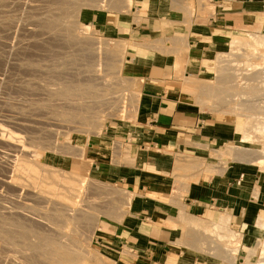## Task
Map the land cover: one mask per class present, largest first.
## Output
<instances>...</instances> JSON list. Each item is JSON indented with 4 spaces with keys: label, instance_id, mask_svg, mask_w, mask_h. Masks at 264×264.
I'll return each instance as SVG.
<instances>
[{
    "label": "rangeland",
    "instance_id": "obj_1",
    "mask_svg": "<svg viewBox=\"0 0 264 264\" xmlns=\"http://www.w3.org/2000/svg\"><path fill=\"white\" fill-rule=\"evenodd\" d=\"M90 1L0 0V146L10 151L11 156L16 155L13 157L14 159H11V156L8 157L7 154L0 155V177L3 176L5 172L4 168L8 167L10 169V174H5L8 177L10 176L11 179L16 180L15 177H20L22 175L20 178H17V180H21L24 176L22 181H20L22 182L21 185H24L25 181L32 182H28L30 185L25 182L26 185L24 187L23 185L21 186L23 189L20 188L17 191L14 187L12 188V186L10 187L12 189L8 187L10 190L0 186V213L1 210H3L2 213H4L5 208H7L5 210L9 211V209L14 207L11 210L19 211L27 215L19 222L25 223L24 225L27 229L30 225L27 230V236L29 237L26 238L28 239L26 240L27 242L18 239V234L24 231L21 228H19V230L21 229L20 232L16 226L8 227V225H6V227H2L4 228V232L7 230L5 233L9 234L10 238L12 237L14 241L21 240L25 244L22 245L18 244L20 242H15L16 246L21 245L19 247L20 250L14 247L8 248L9 246H7V244L9 245L11 242L7 243L9 241L8 238L0 234V264H32L31 262L34 261L31 260V256L34 257L35 255H37L35 257L38 258V261H44L46 259L44 261L45 264H116L115 257L112 258L107 253H102L100 251L97 240L105 235H111V231L114 229L115 224L123 221L132 200V195L129 192H125L118 185L111 183L109 180L112 178L107 179L106 175L108 172L114 174L116 170H114L113 167H102L106 166V164L132 165L133 163L132 149L129 146H125V138L121 134L124 128H127L130 125L129 123L135 120L137 102L142 83L141 79L127 75H135L141 70L133 56L130 57L129 63L126 64V57L128 56L126 50L129 44L125 39H128V37L132 39L131 33L134 30L131 24L138 28L141 26L146 28V30L150 28L158 32L160 38L159 42H146L143 47L155 49L166 55H175L177 59L175 77L179 80V85H177V87L180 89V93L184 94L185 98L196 99L202 111L217 115L219 119H231L236 124L237 135L235 140L212 148L211 159L188 158L184 159L183 162H181V159L176 164L173 174L175 182L183 183V179L189 174L197 175V177L201 173L207 175L212 173L215 177L222 176L228 169V166L232 164L252 165L256 170H259V181L255 187L253 196L256 199L261 195L259 189L262 184H264V160L262 164L253 163L252 160L258 156L256 153L264 149V136L253 133L250 129L251 126L257 125L256 121L253 122L251 118L245 119L241 117L244 114L242 111L245 109V106L237 105V103H242L238 97L236 101L227 102L229 100V93L231 92L229 91V87L232 88L234 87L233 85H240L243 83V80L239 79L240 76H237L238 79L235 81L236 79L233 74H240V72L232 71V69L229 71L228 68H226L228 62L229 64L234 63L231 62L232 58L227 57L230 50L226 37H215L211 43L213 48L219 50V53L211 58L213 73L208 79H199L193 76L192 70H190L188 76L184 75V72H187L191 67L192 62H187L188 59H186V57L190 54L189 41L187 36H183L180 29L185 28V30L189 32L191 30V21L194 18L204 17L206 14L212 12L211 4L209 2L203 3L197 0H174L179 3L181 1V4L182 2L183 4L188 3L190 10L188 12V10L184 11V9L181 10L179 7L173 6V0H132V7L128 8V10L123 8L122 0H116V2L115 0H103L104 2L102 4H99V0ZM203 5L205 8H202ZM34 6L37 8H34ZM110 6L114 7L111 8ZM31 7L34 9L32 10ZM170 12L174 13V17L184 19L183 27L181 26L182 28L173 23ZM63 13L67 14L64 15ZM103 17L110 19L112 27H100L98 22L102 21L101 19H103ZM149 18L156 21L155 25L151 26L150 23L146 22ZM70 32L74 36H72ZM172 33H175L174 37H172ZM83 34H86V36L82 39L80 37H82ZM69 35L74 38H71ZM232 35H254L259 36L257 38H264V32H237ZM201 44L206 45L207 41L201 42ZM90 47H92L91 49L93 50H91ZM260 52L264 54V50L260 49ZM108 53H111L113 58L107 59ZM197 55V52L193 53L191 55V57H193L191 60H194ZM93 56H96L98 59L96 57L93 58ZM247 57L249 58L250 56L247 55ZM104 58L107 59V61L104 60ZM90 59L94 60L89 61ZM96 61L100 64L98 65L95 63ZM225 61H227V63ZM238 61H249V63L257 67L259 66V68L264 67V61L257 59L255 54L254 58L250 60H246L242 57L236 60V62ZM99 66L101 69L98 68ZM218 80L222 82L218 83ZM261 81L264 83V77L261 78ZM252 91L253 90H251V92ZM255 92L256 91H253L252 93ZM131 94H133L134 97L130 96ZM118 95H122V97L120 96L121 100H118ZM224 100L225 103L223 102ZM254 107L252 106V108H250V110L254 111H251L253 114L256 113L255 108L258 110V107ZM237 109L238 111L239 109L242 110L241 113H238L239 115H236V112H238ZM249 111H247L249 113L247 114L248 118L251 115ZM245 122L248 128L245 134L249 136L251 142L248 144H239L238 142L244 133L243 125ZM95 126L96 129L94 128ZM240 148L249 151L243 153L238 150ZM252 151L255 152L252 153ZM34 153L38 157L35 156ZM51 154L55 159H58L56 161L53 160ZM15 158H18V160L15 161ZM20 159H25L27 163L31 160L33 164H29L33 167L37 166V169H39V164L41 167L44 165L47 166L53 173L56 171V174L58 173L60 175L58 176L60 179L64 174L65 177H71L72 175V177H75V175L76 177H82L83 173L80 174L79 172L77 174L78 171L75 169L74 165L72 164L73 166H69V164L70 162H75V164H77L80 160L81 164L85 163L88 168L85 174L86 176L84 175L87 179V186L86 190L83 192L84 194H82L84 197L81 196L78 202L79 204L76 203V210L80 211L79 209H82L83 211L85 209V212L89 211L86 214L92 217L95 216L97 219L92 218L93 220L87 221L88 223L85 222V225L83 222H80V224L78 222L73 223L71 218L74 215L72 214L67 219L71 221V223L67 225V229L68 227L69 229L66 233H63L65 232L64 230H66V219L62 218L59 210H55L57 207H55L54 212L51 208L49 211H43V209L47 207L43 200L41 199V201L38 199L39 202L35 201L34 199L38 197L30 195V193L32 194L33 192H30L31 190L37 192L43 187L44 188L41 190L43 195L46 193L43 191L48 189V185L43 183L44 181L41 182L42 179L39 177V174L42 175L44 173L42 170L44 168L39 169V172H41H38L39 174L28 166L23 169L24 165L19 164ZM85 161H88L87 164ZM19 165L23 170H20ZM37 169L35 170L38 171ZM16 173L21 174L19 175ZM5 174L4 176H6ZM26 178H28V181L25 180ZM42 183L44 185H42L43 187L40 189L39 186ZM59 184L61 183H58L57 186ZM55 185L54 189L57 194V191H61L59 188H61L60 186L62 185H59L58 188ZM28 189H30V191ZM18 191H21L22 194L20 192L18 193ZM28 191L29 193H27ZM86 191H89L90 194ZM25 193H27V195ZM47 193H50V191L48 190ZM59 193L58 196L61 195H59ZM177 195L180 197L181 192L179 191L176 193V196ZM54 196L51 197L53 198ZM56 198L57 197H55V199ZM85 198L88 201L90 200V202ZM11 199H16L14 200L16 203L11 201ZM57 199L61 200V196ZM60 200H58L59 202L57 203H62L64 201L61 202ZM40 201L42 204H40ZM53 201L56 203L57 200ZM92 201L93 203H91ZM95 201L98 202L95 203ZM94 204L97 206H94ZM85 205L87 209L89 207L88 210L83 208ZM43 212H45V214H43ZM98 212L102 215H99ZM46 213H48L49 216ZM57 215L59 216L55 217ZM178 219L181 230H188L194 234H199V243L196 246V250L209 253L208 259H203V261H207L209 264H226L224 262L225 258L222 257L224 255H221L225 251H219L220 253L222 252L221 254L219 253L221 255V258H219V254L218 256L215 254V256L213 252L207 250L208 247H213V238L203 235L202 228H197V230L191 229L185 221L190 218L184 217L182 212H179ZM0 221L3 225L0 224L4 226L6 221ZM75 223H78L77 225H79L80 230ZM86 223L88 225H86ZM203 223L207 224L206 222ZM32 225L34 226L33 230L38 228L40 231H33ZM45 225L54 228V230L56 229L55 231L57 234H55V236L51 235L52 232H49ZM59 225H62L61 228ZM35 226H37V228H35ZM59 229L60 231H58ZM228 229L232 231L229 226ZM41 230L44 232H41ZM78 232L80 233L78 234ZM83 235L88 237L84 238ZM45 236L50 238V244H47L46 248L42 250H53L54 253L51 254V252H49V254L47 251H44L42 254L41 251H39L38 254H35L32 248L39 247L42 244V238L44 239ZM51 236H53V238ZM64 236L65 245H63V247L62 244H58L60 240L57 241V239ZM68 236L72 244L69 243L67 239ZM258 237L259 235H256L255 232L253 235H250L246 240L244 254L240 255L238 252L241 238L236 234L235 239L232 241L227 240V242L215 243L218 247H223L227 251L233 253L236 264H244L247 260V255L254 249L255 251L253 252L255 253L252 256L253 260L263 262L264 246L258 245V247H256L258 244L256 241ZM5 241L7 243H5L6 245L2 243ZM10 246L13 245L11 244ZM69 249H73L72 251L76 253L71 250L69 251ZM21 251L22 253H20ZM215 252L217 253V250ZM39 253L45 257L39 255ZM210 253L213 254L211 255ZM22 254L23 256L24 254L25 256H31L29 258L28 256L26 258L24 257L25 260L21 256ZM123 254L128 255V251L126 249L123 250ZM8 255L12 257L10 258ZM8 257L9 259L6 260ZM21 257L22 260L20 259ZM33 264L40 263L35 261Z\"/></svg>",
    "mask_w": 264,
    "mask_h": 264
},
{
    "label": "crops",
    "instance_id": "obj_2",
    "mask_svg": "<svg viewBox=\"0 0 264 264\" xmlns=\"http://www.w3.org/2000/svg\"><path fill=\"white\" fill-rule=\"evenodd\" d=\"M211 6L210 14L191 21L189 32L182 28L184 19L170 12L173 23L189 41L186 59L192 64L185 76L190 70L199 79H208L213 73L211 58L219 53L211 45L215 37L264 32V0H213ZM101 20L97 21L100 27H112L109 18ZM146 22L151 26L156 23L150 18ZM131 25L132 39H125L129 44L126 64L133 56L141 70L127 75L142 83L135 120L121 134L125 146L132 149L133 163L102 167L116 170L108 172L107 179L129 192L132 200L111 235L97 240L99 249L115 257L116 264H209L203 261L208 254L196 250L199 234L181 230L178 218L182 212L186 218L206 223L228 217L229 228L241 238L238 254H244L255 219L264 221V184L260 197L253 196L259 170L232 164L222 176L189 174L183 183L175 182L173 174L181 159H211L212 148L235 140L236 124L202 111L196 99L185 98L177 87L175 55L143 47L146 42H159L158 32ZM204 41L206 45L201 44ZM195 52L198 55L191 60ZM179 191L180 197L176 196ZM125 249L128 255L123 254Z\"/></svg>",
    "mask_w": 264,
    "mask_h": 264
},
{
    "label": "bare ground",
    "instance_id": "obj_3",
    "mask_svg": "<svg viewBox=\"0 0 264 264\" xmlns=\"http://www.w3.org/2000/svg\"><path fill=\"white\" fill-rule=\"evenodd\" d=\"M70 1V0H69ZM88 1V0H87ZM90 1V0H89ZM92 1V0H91ZM90 1V2H91ZM100 1V3L99 4H102L104 1L103 0H99ZM114 1V0H113ZM179 1V0H178ZM175 2L174 0L172 1L174 4H172L173 6L175 5V6H177V7H179L181 10L182 9H184V11H186V10H188V12L190 11L189 10V4L188 3H184L183 4V2H182V4H181V1H180V3L179 2ZM183 1V0H182ZM85 2V1H84ZM97 2V1H96ZM109 2H112V1H109ZM115 2H116V0H115ZM187 2V1H186ZM87 3V2H86ZM107 3V2H106ZM114 3V2H113ZM122 3H123V8L124 9H126V10H128V8H131L132 7V0H122ZM109 5V4H108ZM108 5H106V6H108ZM113 5V4H112ZM116 5V4H115ZM118 5V4H117ZM130 5V6H129ZM13 6V5H12ZM100 6H102V5H100ZM14 7V6H13ZM111 7V6H110ZM114 7V6H113ZM113 7H111V8H113ZM212 7V6H211ZM32 8V7H31ZM34 8H37V7H35L34 6ZM34 8H32V10L34 9ZM202 8H205L204 7V5H203V7ZM108 9V8H107ZM15 10V9H14ZM29 10V9H28ZM39 10V9H38ZM44 10V9H43ZM212 10H213V8H212ZM42 11V10H41ZM54 11V10H53ZM12 12V11H11ZM32 12V11H31ZM30 12V13H31ZM61 12V11H60ZM32 13H34V12H32ZM47 13V12H46ZM44 14H45V12H44ZM64 14V13H63ZM65 14H67V13H65ZM64 14V15H65ZM42 15V14H41ZM16 16V15H15ZM52 16V15H51ZM35 17H37V16H35ZM52 18V17H51ZM50 18V19H51ZM66 18H67V16H66ZM40 19V18H39ZM42 19V18H41ZM65 19V18H64ZM63 19V20H64ZM72 19V18H71ZM63 20H62V22H63ZM68 20V19H67ZM53 21V20H52ZM33 23V22H32ZM35 23V22H34ZM76 23V22H75ZM14 24V23H13ZM30 24V23H29ZM54 24V23H53ZM66 24V23H65ZM68 24V23H67ZM7 25V24H6ZM42 25V24H41ZM73 25V24H72ZM71 25V26H72ZM51 26V25H50ZM63 26V25H62ZM69 26V25H68ZM70 26V27H71ZM76 26V25H75ZM23 28V27H22ZM35 28H37V27H35ZM45 28V27H44ZM54 28V27H53ZM76 28V27H75ZM20 29V28H19ZM55 29V28H54ZM46 30V29H45ZM56 30V29H55ZM59 30V29H58ZM21 31V30H20ZM24 31V30H23ZM64 31V30H63ZM82 31V30H81ZM83 31H85V30H83ZM52 33V32H51ZM71 33V32H70ZM20 34V33H19ZM32 34V33H31ZM37 34H38V32H37ZM53 34V33H52ZM59 34V33H58ZM64 34V33H63ZM72 34V33H71ZM77 34V33H76ZM26 35V34H25ZM79 35V34H78ZM77 35V36H78ZM70 36V35H69ZM68 36V37H69ZM72 36H74L73 34H72ZM72 36H70L71 38H74V37H72ZM84 36H86V34L84 35H82V37H80V38H84ZM67 37V36H66ZM79 37V36H78ZM257 37H259V36H250V35H232V36H229V37H226V39L228 40V46H229V53L227 54V57L228 58H232V60H231V62H234V63H230L229 64V62L227 63V61H225L226 63H227V67L226 68H228V70L229 71H231V69H232V71H236V72H240V74H233V76H235V81H237V76H240V78L239 79H241V80H243V83H241L240 85H233L234 87H229L230 89H229V91H231L229 94V100L227 101V102H229L230 103V101L231 102H233V101H236V98L238 97L239 99H240V101H242V103L241 104H238L237 103V105H241V106H245V111H246V114H245V111L243 110H240L239 109V111H238V109H237V111L238 112H236V115L240 112L241 113V111L244 113L241 117H244L245 119H250L251 118V120L253 121V122H257V125L256 126H251L250 127V129L252 130V132L253 133H258V134H261V135H263L264 136V83L261 81V78L262 77H264V67H262V68H259V66L257 67V66H255V65H252L251 63H249V61H247V62H236V60L237 59H240V58H242V57H244L246 60H250V59H252V58H254V54L256 55V58L257 59H260V60H262V61H264V54H261V52H260V49H262V50H264V38H257ZM261 37V36H260ZM28 38V37H27ZM30 38V37H29ZM64 38V37H63ZM53 39V38H52ZM75 39H76V37H75ZM75 39H74V41H75ZM82 39H80V40H82ZM58 40V39H57ZM56 40V41H57ZM87 40V39H86ZM69 41V40H68ZM78 41V40H77ZM91 42V41H90ZM32 43V42H31ZM35 43V42H34ZM43 44V43H42ZM73 44V43H72ZM26 45V44H25ZM38 45V44H37ZM84 45V44H83ZM91 45V44H90ZM93 45V44H92ZM117 45V44H116ZM73 46V45H72ZM82 46V45H81ZM29 48V47H28ZM40 48V47H39ZM88 48V47H87ZM92 47H90V49H91ZM30 49V48H29ZM32 49V48H31ZM84 49H85V47H84ZM98 49H99V47H98ZM35 50H37V49H35ZM88 50V49H87ZM91 50H93V49H91ZM29 52V51H28ZM27 52V53H28ZM22 53V52H21ZM99 53V52H98ZM97 53V54H98ZM103 53V52H102ZM101 53V54H102ZM19 54V53H18ZM104 54V53H103ZM95 55V54H94ZM99 55V54H98ZM247 55H249L250 57L248 58L247 57ZM258 55H259V57H258ZM32 56V55H31ZM73 56V55H72ZM103 56V55H102ZM101 56V57H102ZM108 58L106 57V56H104V57H106L107 59H109V58H113L112 57V54L111 53H108ZM96 57V56H95ZM94 56H93V58H95ZM90 58V57H89ZM97 58V57H96ZM100 58V57H99ZM103 58V57H102ZM98 59V58H97ZM107 59H105L104 58V60H106L107 61ZM77 60V59H76ZM86 60V59H85ZM92 59H90L89 61H91ZM94 60V59H93ZM92 60V61H93ZM226 60V59H225ZM228 60V59H227ZM18 61V60H17ZM109 61V60H108ZM230 61V60H229ZM66 62V61H65ZM71 62H73V61H71ZM85 62V61H84ZM103 62V61H102ZM116 62V61H115ZM95 63H97V61L95 62ZM94 63V64H95ZM109 63V62H108ZM112 63V62H111ZM86 64V63H85ZM90 64V63H89ZM92 64H93V62H92ZM98 65L100 64L99 62L97 63ZM104 64V63H103ZM97 65V66H98ZM111 65V64H110ZM93 66V65H92ZM101 66V65H100ZM100 66L98 67V68H100ZM108 66V65H107ZM107 66H105V67H107ZM65 67V66H64ZM85 67H87V66H85ZM108 68V67H107ZM101 69V68H100ZM86 71V70H85ZM89 71V70H88ZM92 71V70H91ZM99 71V70H98ZM81 72V71H80ZM83 72V71H82ZM85 79V78H84ZM88 79V78H87ZM73 82V81H72ZM88 82V81H87ZM220 82H222L221 80H218V83H220ZM65 83V82H64ZM83 83V82H82ZM89 83H91V82H89ZM86 86H87V84H86ZM232 86V85H231ZM76 88V87H75ZM78 88V87H77ZM67 89V88H66ZM82 89V88H81ZM80 89V90H81ZM251 90H253V91H256L255 93H252L251 92ZM79 91V90H78ZM89 93V92H88ZM83 94V93H82ZM90 95V94H89ZM66 96V95H65ZM119 96V99L118 100H121V97H122V95H118ZM117 96V97H118ZM121 96V97H120ZM130 96H133V94H131ZM116 97V98H117ZM134 97V96H133ZM58 98V97H57ZM96 99V98H95ZM132 100V99H131ZM79 101H81V100H79ZM86 101V100H85ZM244 101V102H243ZM77 102V101H76ZM224 103H225V100L223 101ZM83 103V102H82ZM85 103H87V102H85ZM76 105V104H75ZM92 105H93V103H92ZM79 106V105H78ZM248 106H249V110H250V108H252V106L254 107H258V110L255 108V111H256V113L255 114H253V110H248ZM82 107V106H81ZM85 107H87V106H85ZM247 107V108H246ZM247 109V110H246ZM235 111H236V109H235ZM247 111H249V112H251V111H253V112H251L250 114V116H249V118H248V115L247 114H249ZM239 115V114H238ZM90 125V124H89ZM88 125V126H89ZM87 126V127H88ZM244 127H243V129H244V133H243V135H242V137L240 138V140H239V144H248V143H250L251 142V140H250V138H249V136L247 135V134H245L246 133V131H247V123L245 122V124L243 125ZM95 129H96V126L94 127ZM89 129V128H88ZM91 129V128H90ZM92 130V129H91ZM98 142V141H97ZM5 147V146H4ZM9 149H11L10 147H9ZM15 150V149H14ZM239 151H242L243 153L244 152H248L249 150H246V149H244V148H240V149H238ZM11 151L13 152V150L11 149ZM16 151V150H15ZM213 151V150H212ZM255 151H252V153H254ZM0 155H6L7 154V156L9 157V156H11V152L10 151H7L6 149H4V148H1V146H0ZM12 154H17V153H12ZM33 154V153H32ZM31 154V155H32ZM258 156H256V158H254L252 161H253V163L254 162H256L257 164H262L263 163V160H264V149L262 150V151H260V152H258V153H256ZM20 155V154H19ZM18 155V156H19ZM34 155H35V153H34ZM52 155V154H51ZM16 155H12L11 157V159H14L13 157H15ZM35 156H37V155H35ZM55 156H56V154H55ZM24 157V156H23ZM30 157V156H29ZM32 157V156H31ZM38 157V156H37ZM60 157V156H59ZM20 158V157H19ZM51 158L53 159V160H57V159H55V157H53V155L51 156ZM68 158V157H67ZM16 160L15 161H17L18 160V158H15ZM25 159H28V158H25ZM25 159H20V165H24V167H23V169L26 167V166H28V167H30L32 170H34L35 172H39V169L41 168H44V169H42L43 171H44V173H43V171H42V175L41 174H39V173H41V172H39L38 174H39V177H40V179H42V181L41 182H43V183H46L47 185H48V189L46 190V191H43V192H46L44 195H43V193H42V189L44 188L42 185H44L43 183L39 186V184H38V186H39V188L41 189V187H43L40 191L38 190L37 192H34V190H31L30 191V189H28L30 192H32V194L30 193V195H33V196H35V197H38L37 199H34L35 201H38V199H42L43 200V202L47 205V207H45L44 209L43 208H41V209H43V211L44 210H50V208L53 210V212L55 211V210H59L60 211V215L62 216V218L63 219H66L65 220V224H66V230H64L65 232H63V233H66V231L69 229V227H68V229H67V225L69 224V223H71V221H73V223L74 222H78L79 224H80V222H83L84 223V225H85V222H87V221H89V220H93L92 218H95V216L94 217H92V216H90V215H88V214H86L87 212H89V211H87V212H85L84 210L82 211V209H79L80 211H78V210H76V203H78L79 201H80V198H81V196H82V194H84L83 192H84V190H86V186H87V179H86V172H87V167H86V165H85V163H82L81 164V160H82V158H81V160L80 161H78V165L77 164H75V162L74 163H71L70 162V164H69V166H73L74 165V167H75V169L78 171L77 172V174L80 172V174L81 173H83V176L82 177H79V176H77L76 177V175H75V177H65V174L63 175V177H61V179H60V177L58 178V176H60L58 173V175L56 174V171H54V173H53V171L50 169H48L47 168V166H45L44 164V166H42L41 167V165L39 164H37L39 167V169H37V166H35V167H33V166H31L29 163H31V164H33L32 163V161L30 160V162L29 163H27V161H25ZM96 159V158H95ZM63 160V159H62ZM65 160V159H64ZM90 160V159H89ZM66 161V160H65ZM64 161V162H65ZM71 161V160H70ZM77 161V160H76ZM63 162V161H62ZM67 162V161H66ZM73 162V161H72ZM86 162V164H87V162L88 161H85ZM68 163V162H67ZM18 164V163H17ZM73 164V165H72ZM19 165V166H20ZM6 168H8V167H6ZM6 168H4L5 169V172H4V174L5 173H7V174H10L9 173V168L8 169H6ZM22 168H21V166H20V170H21ZM22 169V170H23ZM35 169H37L38 171H36ZM41 171V170H40ZM11 172V171H10ZM13 172V171H12ZM14 173V172H13ZM62 173V172H61ZM4 174H3V176H1L0 177V186L1 187H6V188H10L11 186H12V188L14 187L15 189H16V191L17 190H19L20 188H22L23 189V187L26 185V183H30L31 181H28L27 179L28 178H26L25 180H27L28 182H24V185H23V187H21L22 185H21V183L22 182H20V181H22V179H23V177H22V179L20 180V179H18L17 180V178L19 177V176H17V177H15L16 178V180H14V179H11V177L9 178L6 174V176H4ZM12 174V173H11ZM16 174H19V173H16ZM21 174V173H20ZM19 174V175H20ZM57 176H56V175ZM13 175V174H12ZM41 175V176H40ZM85 175V176H84ZM15 176V175H14ZM22 176V175H21ZM20 176V177H21ZM19 177V178H20ZM29 177V176H28ZM31 177V176H30ZM35 179V178H34ZM61 181H60V180ZM31 180H32V178H31ZM35 180H39V179H35ZM40 181V180H39ZM35 182H37V181H35ZM28 183V185H30ZM32 183V182H31ZM55 183H56V185H55ZM58 183H61V184H59V185H62V186H60L61 188H59L61 191H57L58 193L59 192H62V193H59V195L61 196V200L60 199H57V198H59L60 196H58V193L56 194V191H55V189H54V185L55 186H57V184ZM35 184V183H34ZM88 184H90V183H88ZM93 184V183H92ZM27 185V186H28ZM59 185L57 186V188L59 187ZM32 186H33V184H32ZM32 186H30V187H32ZM91 187V186H90ZM96 187V186H95ZM8 188V190H10V189H12V188H10L9 189ZM27 188V187H26ZM102 188V187H101ZM21 189V190H22ZM34 189H37V188H34ZM58 189V190H59ZM87 189H90V188H87ZM92 189V188H91ZM97 189V188H96ZM95 189V190H96ZM14 190V189H13ZM45 190V189H44ZM50 191V193H47V191ZM12 191V190H11ZM15 191V192H16ZM29 191L27 192V193H29ZM91 191V190H90ZM94 191V190H93ZM15 192H13V193H15ZM21 193V191H18V193ZM87 193L89 192V191H86ZM85 192V193H86ZM98 192V191H97ZM27 193H25L26 195H27ZM55 193V194H54ZM22 194V193H21ZM56 195V196H54V195ZM89 194H90V192H89ZM124 194H126V193H124ZM14 196V195H13ZM18 196V195H17ZM16 196V197H17ZM23 196V195H22ZM28 196H29V194H28ZM32 196V197H33ZM51 196H54L53 198L51 197ZM6 197V196H5ZM55 197H57L56 199H55ZM82 197H84V196H82ZM7 198V197H6ZM14 198V197H13ZM30 198V197H29ZM10 199V198H9ZM26 199V198H25ZM86 199V198H85ZM14 200H16V199H11V201H13L14 203H16V201H14ZM29 200V199H28ZM31 200V199H30ZM34 200H32V201H34ZM41 200V201H42ZM53 200H57L56 201V203L53 201ZM58 200H60L62 203H57V202H59ZM73 200H75V201H73ZM83 200H84V198H83ZM87 200V199H86ZM10 201V202H11ZM41 201H40V204H42L41 203ZM88 201V200H87ZM7 202V201H6ZM13 202H11V203H13ZM39 202V201H38ZM37 202V203H38ZM88 202H90V200L88 201ZM98 201H95V203H97ZM103 202V201H102ZM21 203H23V202H21ZM35 203V202H34ZM91 203H93V201L91 202ZM10 204V203H9ZM25 204V203H24ZM44 204V205H45ZM79 204V203H78ZM85 204V203H84ZM102 204V203H101ZM22 205V204H21ZM96 204H94V206H95ZM14 206V205H13ZM26 206H27V203H26ZM38 206V205H37ZM41 206V205H40ZM81 206H82V204H81ZM84 206V205H83ZM93 206V205H92ZM97 206V205H96ZM8 207V206H7ZM22 207V206H21ZM32 207H34V206H32ZM55 207H57V209H55ZM87 206L85 205V207H83V208H86ZM100 207V206H99ZM14 208V207H13ZM13 208H11V209H13ZM28 208V207H27ZM26 208V209H27ZM95 208V207H94ZM97 208V207H96ZM5 209H7V208H5ZM4 209V213H2V211L3 210H1V213H0V220H4V221H6V223H4L5 225L4 226H2L3 224L1 223V221H0V223L2 224H0V234H2V235H5L7 238H8V242L7 243H9V242H11V243H9V245L6 243V241L5 242H2V243H4V245H6L7 244V246H9L8 248H10V247H14V248H18L19 249V247L21 246H16V244H15V242L17 243V242H20V243H18V244H22V245H24L25 243H23L22 241H26V240H28V239H26L28 236H27V233H28V229H29V226H28V229H27V227L24 225L25 223H20L19 221H22V219H23V217L24 216H27V215H25L24 213H22V212H19V211H15V210H11V209H9V211H7V210H5ZM20 209V208H19ZM55 209V210H54ZM87 209V208H86ZM88 209H89V207H88ZM87 209V210H88ZM98 209V208H97ZM22 210V209H21ZM23 210H25V209H23ZM35 210H37V209H35ZM51 210V211H52ZM90 210H91V208H90ZM93 210V209H92ZM41 211V210H40ZM95 211V210H94ZM42 212V211H41ZM52 212V213H53ZM97 212V211H96ZM39 213V212H38ZM95 213V212H94ZM99 213V212H98ZM2 214V215H1ZM30 214V213H29ZM40 214V213H39ZM43 214H45V212H43ZM46 214H48V213H46ZM57 214V213H56ZM74 215L71 219V221L70 220H67L68 218H69V216H71V215ZM89 214H91V213H89ZM32 215V214H31ZM54 215V214H53ZM99 215H102V214H100L99 213ZM34 216V215H33ZM48 216H49V214H48ZM47 216V217H48ZM52 216V215H51ZM51 216H50V218H51ZM59 215H57V216H55V217H58ZM39 217V216H38ZM55 217H54V220H55ZM97 217V216H96ZM43 218V217H42ZM49 218V219H50ZM56 219H58V218H56ZM60 219V218H59ZM95 219H97V218H95ZM3 221V222H4ZM186 221V223L188 224V226L191 228V229H194V230H197V228H202L203 230H202V232H203V235H205L206 237H210V238H213L214 239V241H213V243H214V245H213V247H208L207 248V250L208 251H210V252H213L214 253V255L216 254L217 256H218V254L220 253L219 251H221L222 250V252L223 251H225V252H221L220 254L221 255H224V256H222V257H224L225 259H224V262L227 264H236V261H235V258H234V254L233 253H231L230 251H227L226 249H224L223 247H218V245L216 244L217 242H218V244L219 243H221V242H224V241H226L227 242V240L229 241H232L233 239H235V233H233L232 231H230L229 229H228V224H229V220H228V217H226V216H220L217 220H215V222H210V223H207V224H205V223H203L202 221H200V220H198V219H192V218H190V219H186L185 220ZM53 222V221H52ZM57 222V221H56ZM61 222V221H60ZM60 222H58V223H60ZM64 222V221H63ZM91 222V221H90ZM90 222H89V224H90ZM96 222V221H95ZM58 223H57V225H58ZM78 223H75V225H77ZM88 223V222H87ZM86 223V225H88ZM91 223H93V222H91ZM54 224H56V223H54ZM61 224V223H60ZM94 224V223H93ZM6 225H8V227L9 226H16L17 228H18V231H20L21 232V229L22 230H24V231H22L21 233H19L18 234V239H21V240H17V241H14L13 239H12V237L10 238V235L9 234H7V233H5V232H7V230H5V232H4V228H2V227H6ZM44 225V224H43ZM49 225V224H48ZM64 225V224H63ZM73 225V224H72ZM74 225V226H75ZM83 225V226H84ZM91 225V224H90ZM186 225V224H185ZM54 226V225H53ZM52 226V227H53ZM60 226V225H59ZM62 226V225H61ZM61 226H60V228H61ZM65 226V225H64ZM78 226V228H79V225H77ZM82 226V225H81ZM80 226V227H81ZM33 225H32V230H33ZM45 227H46V229H48V231L49 232H52L51 233V235H54L55 236V234H57V232L54 230V228H51V227H49V226H47V225H45ZM85 227V226H84ZM89 227V226H88ZM87 227V228H88ZM15 228V227H14ZM19 228H21L20 230H19ZM35 228H37V226H35ZM75 228H76V226H75ZM77 228V229H78ZM82 228V227H81ZM86 228V229H87ZM2 229V230H1ZM38 229V228H37ZM37 229H34L33 231H40L39 229L37 230ZM252 229H253V231L255 232V234L257 235H259V237L257 238V245H256V247H258V245H263L264 246V221H262L260 218H258V219H256L255 221H254V223H253V226H252ZM12 230V229H11ZM14 230V229H13ZM79 230H80V228H79ZM83 230H84V228H83ZM32 231V232H33ZM43 230H41V232H42ZM58 231H60V229L58 230ZM72 231V230H71ZM14 232V231H13ZM17 232V231H16ZM44 232V231H43ZM46 232V231H45ZM10 233V232H9ZM18 233V232H17ZM47 233V232H46ZM80 232H78V234H79ZM82 233V232H81ZM7 234V235H6ZM35 234H37V233H35ZM40 234V233H39ZM62 234V233H61ZM73 234V233H72ZM12 235V234H11ZM58 235H59V233H58ZM57 235V236H58ZM64 235V234H63ZM81 235V234H80ZM79 235V236H80ZM49 236V235H48ZM48 236H45V238L43 239L42 238V244L39 246V247H36V248H32V250H33V252H35V254H38V252L39 251H41V253L42 252H44V251H47V253H49V252H51V254L52 253H54V251L52 250V251H48V249L47 250H42L43 248H46V246H47V244H50V236L48 237ZM56 236V237H57ZM61 236V235H60ZM70 236V235H69ZM69 236L67 237V239L69 240ZM78 236V237H79ZM84 236V235H83ZM83 236H82V239H83ZM205 236H203L204 238H206ZM52 238H53V236H51ZM71 237V236H70ZM88 236H84V238H87ZM29 238V237H28ZM65 236L64 237H60V239H57V241H59L58 242V244L60 243V244H62V246L63 245H65ZM91 238V237H90ZM15 239V238H14ZM56 239V238H55ZM66 239V240H67ZM89 239V238H88ZM31 240V239H30ZM85 240H87V239H85ZM211 240V239H210ZM13 241V242H12ZM52 241V240H51ZM71 241V239L69 240V243H71L70 242ZM83 241V240H82ZM88 241V240H87ZM211 241V242H212ZM27 242V241H26ZM89 242H90V240H89ZM216 242V243H215ZM6 243V244H5ZM13 245V246H10V245ZM17 244V245H18ZM40 244V243H39ZM38 244V245H39ZM68 244V243H67ZM72 244V243H71ZM15 245V246H14ZM69 245V244H68ZM67 245V246H68ZM74 245V244H73ZM79 246V245H78ZM84 246V245H83ZM82 246V247H83ZM24 247V246H23ZM34 247V246H33ZM64 247V246H63ZM73 247V246H72ZM76 247V246H75ZM74 247V248H75ZM218 247V248H217ZM27 248V247H26ZM39 248V249H38ZM73 248V249H74ZM216 248V249H215ZM255 248V247H254ZM30 249V248H29ZM61 249H62V247H61ZM73 249H69V251L71 250H73ZM16 250V249H15ZM20 250V249H19ZM24 250V249H23ZM75 250V249H74ZM76 250H77V248H76ZM211 250H217V253L215 252V251H211ZM18 251V250H17ZM30 251V250H29ZM68 251V250H67ZM253 251H255V249L254 250H252L251 251V253H249L248 255H247V260L245 261V263L244 264H264V261L263 262H261V261H254L253 260V255H254V253L255 252H253ZM13 252V251H12ZM25 252V251H24ZM26 252H28V251H26ZM72 252H74V251H72ZM71 252V253H72ZM80 252V251H79ZM228 252V253H227ZM19 253V252H18ZM20 253H22V251L20 252ZM56 253V252H55ZM69 253V252H68ZM74 253H76V252H74ZM73 253V254H74ZM213 253H210L211 255L213 254ZM27 254V253H26ZM29 254V253H28ZM34 254V253H33ZM43 254V253H42ZM45 254V253H44ZM50 254V253H49ZM49 254H47V255H49ZM57 254V253H56ZM80 254H82V253H80ZM207 254H209V253H207ZM219 254V258H221L220 255ZM20 255V254H19ZM39 255H41L40 253H39ZM79 255V254H78ZM215 255V256H216ZM10 258L12 257V256H10V255H8ZM18 256V255H17ZM16 256V257H17ZM23 258L25 257H27L28 255H26L25 256V254H24V256H23V254L21 255ZM31 256V255H30ZM30 256H28V258L30 257ZM35 256H37V255H35ZM32 257L31 256V260L32 261H37V262H39L40 264H45V260L44 261H41V260H37L38 258L37 257ZM41 256H43V255H41ZM9 257L8 258H6V260L7 259H9ZM15 257V256H14ZM13 257V258H14ZM20 257V256H19ZM22 257L20 258L21 260H22ZM43 257H45V256H43ZM24 258V259H25ZM4 259V258H3ZM19 259V258H18ZM223 259V258H222ZM26 260V259H25ZM24 260V261H25ZM30 260V261H31ZM11 261V260H10ZM19 261V260H18ZM17 261V262H18ZM29 261V260H28ZM48 261H49V259H48ZM223 261V260H222ZM5 262V261H4ZM34 262H31L32 264L34 263ZM47 262V261H46ZM223 262V263H224ZM16 263V262H15ZM27 263V262H26Z\"/></svg>",
    "mask_w": 264,
    "mask_h": 264
},
{
    "label": "built area",
    "instance_id": "obj_4",
    "mask_svg": "<svg viewBox=\"0 0 264 264\" xmlns=\"http://www.w3.org/2000/svg\"><path fill=\"white\" fill-rule=\"evenodd\" d=\"M197 1H200V2H209L210 4L213 2V0H197ZM130 252H128V254H129Z\"/></svg>",
    "mask_w": 264,
    "mask_h": 264
}]
</instances>
